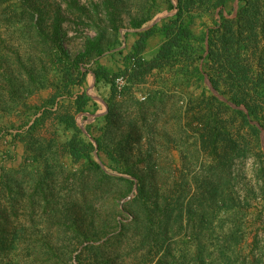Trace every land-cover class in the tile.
<instances>
[{"label":"trees","instance_id":"16d2710c","mask_svg":"<svg viewBox=\"0 0 264 264\" xmlns=\"http://www.w3.org/2000/svg\"><path fill=\"white\" fill-rule=\"evenodd\" d=\"M163 1L159 25L144 28L156 0L128 13L135 40L114 72L100 58L123 54L125 0H0V120L17 118L23 145L18 167L0 165V264H264L247 237L252 206L264 213V0ZM69 19L94 32L76 55ZM88 74L108 88L103 114L75 91Z\"/></svg>","mask_w":264,"mask_h":264},{"label":"rangeland","instance_id":"374dc122","mask_svg":"<svg viewBox=\"0 0 264 264\" xmlns=\"http://www.w3.org/2000/svg\"><path fill=\"white\" fill-rule=\"evenodd\" d=\"M97 2V0H93ZM148 0H125L127 4V13L123 14L122 18V27L120 28V41L121 46L119 49L123 50V54H119L116 51L111 53H106L100 58V63L112 71L116 72L123 68L124 60L123 55L128 52L130 46L135 39L134 30L129 27V18L128 13L135 15L137 13V8L140 3ZM175 2V0H172ZM81 2L87 3L86 0H81ZM150 3V2H149ZM166 3L163 0H156V5L154 9L155 16L151 20V22L147 23L144 28L151 26L152 24H160L163 19L171 16L174 12H168L166 10ZM237 8V0L229 3L225 12H232ZM233 12V14H234ZM232 14V15H233ZM211 22L208 18L195 19L192 24V29L195 33L200 34L206 30V26H211ZM65 30L68 31V38L66 40V46L70 50L73 55H76L79 51L83 49L84 46V37L86 35L94 36V32L90 31L88 28H78L71 23V19L67 21L64 25ZM128 32V36L125 38L124 34ZM163 37L160 32H156L148 42V52L146 56L150 54L154 49H156L160 43L162 42ZM152 50V51H151ZM89 67V65H87ZM94 79L92 74H88L86 83L81 86L75 88V91L86 90L89 95H91L94 101L98 105V111L96 114H103L106 111L105 105L102 102L101 98L108 94V88L104 85H100L99 88H95L93 86ZM52 93L51 90H42L33 96L29 97L27 102L31 106L40 107L43 102L50 96ZM144 95V89H141L137 95ZM77 123L80 127L84 128L90 120H92L91 116L78 114L76 115ZM9 129V130H8ZM20 130L19 121L14 117H4L0 120V165L6 168H16L20 165L22 155H23V145L19 141L13 142L14 145H11L9 142V134L15 133ZM53 132V128L50 124V121H47L45 126L41 128L40 134L49 136L50 133ZM264 142V135L262 136ZM8 151L10 154L8 155ZM106 161V160H105ZM252 161L248 160L244 167V176L243 181L247 183L251 179V168ZM254 233H258L259 244L264 248V213L261 212L260 204H254L249 212L247 217V234L248 241L250 242Z\"/></svg>","mask_w":264,"mask_h":264},{"label":"built area","instance_id":"2783aa9c","mask_svg":"<svg viewBox=\"0 0 264 264\" xmlns=\"http://www.w3.org/2000/svg\"><path fill=\"white\" fill-rule=\"evenodd\" d=\"M115 85L118 90H121V88L125 85V79L123 77H119L115 80ZM139 99L141 101L144 100V97L139 96Z\"/></svg>","mask_w":264,"mask_h":264},{"label":"crops","instance_id":"0c3cea01","mask_svg":"<svg viewBox=\"0 0 264 264\" xmlns=\"http://www.w3.org/2000/svg\"><path fill=\"white\" fill-rule=\"evenodd\" d=\"M134 40H135V39H134ZM134 40H133V42H134ZM133 42H132V44H133ZM132 44H131V45H132ZM151 51H152V50H151ZM147 52H148V49H147ZM83 115H89V116H91L92 120H90V122H92L93 119H94V116H93V115H90V114H83ZM90 122H89V123H90Z\"/></svg>","mask_w":264,"mask_h":264}]
</instances>
